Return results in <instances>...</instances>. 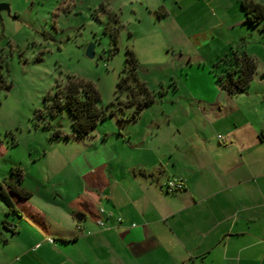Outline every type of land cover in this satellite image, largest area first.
I'll return each instance as SVG.
<instances>
[{"label":"crops","instance_id":"1","mask_svg":"<svg viewBox=\"0 0 264 264\" xmlns=\"http://www.w3.org/2000/svg\"><path fill=\"white\" fill-rule=\"evenodd\" d=\"M182 2L160 0L162 19L176 33L187 21L196 61L216 62L231 51L252 56L257 71L248 91L216 85L219 95L199 103L184 144L175 136L152 147L143 129L136 143L127 141L125 159L109 148L91 171L79 161L75 193L69 181L39 191L37 200L25 187L29 199L9 192L19 214L1 220L8 232L1 236L16 245L0 264H264V62L245 45L264 22L248 24L240 0ZM177 5L188 10L183 17ZM174 179L184 189L169 191Z\"/></svg>","mask_w":264,"mask_h":264},{"label":"rangeland","instance_id":"2","mask_svg":"<svg viewBox=\"0 0 264 264\" xmlns=\"http://www.w3.org/2000/svg\"><path fill=\"white\" fill-rule=\"evenodd\" d=\"M189 1L183 0V7ZM0 3L10 7V12L0 13V183L15 178L13 169H22L21 185L31 189L33 200L40 198L39 191L54 192L57 182L69 181L75 193L80 186L79 161L84 171H91L106 159L100 157L109 148H118L125 159L123 151L132 150L127 141L136 143L143 129L152 147L171 144L175 136L177 144H184L194 128L190 118L197 116L199 103L220 93L215 89L219 83L214 58L196 61L187 21L177 26L176 33L171 22L161 17L160 0ZM183 11L188 12L177 5V16L183 17ZM251 34L244 44L260 51L264 62V32ZM89 45L94 46L93 59L86 55ZM129 51L138 59L140 80L154 93V102L143 109L137 123L122 121L134 107L117 104L129 95V89L119 86L122 74L131 71ZM70 77L90 81L100 93V105L113 111L81 138L71 136L74 117L68 109L55 116L51 112ZM57 130L60 138L54 137ZM2 219L16 218L0 195V258L9 260L16 244L2 239V230L7 232Z\"/></svg>","mask_w":264,"mask_h":264},{"label":"trees","instance_id":"3","mask_svg":"<svg viewBox=\"0 0 264 264\" xmlns=\"http://www.w3.org/2000/svg\"><path fill=\"white\" fill-rule=\"evenodd\" d=\"M241 7L245 11L246 22L256 26L264 22V7L253 0H240ZM117 43V36H114ZM128 63L131 71L123 73L119 82L121 89H129L126 99H119L117 104L121 108L134 107L131 115L123 118V121L136 122L143 109L149 108L154 102V93L138 75V59L133 51H129ZM216 77L219 85L230 94L245 92L257 71L256 60L245 51H231L221 56L215 63ZM60 93V94H59ZM54 103L51 105L52 115L63 109H68L74 117L73 137H84L91 133L97 125L113 115L100 105L101 96L96 87L90 82L80 78L70 77L68 82L59 91ZM61 95L64 96L62 100ZM61 131L57 130L54 137L60 138ZM1 143V142H0ZM15 178L6 183V187L0 184V195L6 201L9 210L19 214L9 192L22 199H29L31 193L21 186L23 171L20 168L13 169ZM6 226L7 221H3Z\"/></svg>","mask_w":264,"mask_h":264},{"label":"water","instance_id":"4","mask_svg":"<svg viewBox=\"0 0 264 264\" xmlns=\"http://www.w3.org/2000/svg\"><path fill=\"white\" fill-rule=\"evenodd\" d=\"M3 10H7L8 12H10L9 5L8 4H5V3H0V13ZM86 55L90 59H93L95 57V51H94V46L93 45H89L88 46L87 51H86ZM263 79H264V75L260 78V80H263ZM7 90H9V88ZM75 217H76V219L78 221H82L84 215H82L81 213H77L75 215Z\"/></svg>","mask_w":264,"mask_h":264},{"label":"built area","instance_id":"5","mask_svg":"<svg viewBox=\"0 0 264 264\" xmlns=\"http://www.w3.org/2000/svg\"><path fill=\"white\" fill-rule=\"evenodd\" d=\"M263 84H264V80H263ZM167 189L169 191H180V190L184 189V183L181 180H175V179L171 180V181H168Z\"/></svg>","mask_w":264,"mask_h":264},{"label":"flooded vegetation","instance_id":"6","mask_svg":"<svg viewBox=\"0 0 264 264\" xmlns=\"http://www.w3.org/2000/svg\"><path fill=\"white\" fill-rule=\"evenodd\" d=\"M3 11H7V10H3ZM2 12V11H1Z\"/></svg>","mask_w":264,"mask_h":264}]
</instances>
